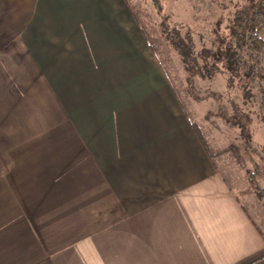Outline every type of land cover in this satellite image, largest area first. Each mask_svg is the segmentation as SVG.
Returning <instances> with one entry per match:
<instances>
[{
    "label": "crops",
    "instance_id": "obj_1",
    "mask_svg": "<svg viewBox=\"0 0 264 264\" xmlns=\"http://www.w3.org/2000/svg\"><path fill=\"white\" fill-rule=\"evenodd\" d=\"M0 264H264L132 0H0Z\"/></svg>",
    "mask_w": 264,
    "mask_h": 264
},
{
    "label": "rangeland",
    "instance_id": "obj_2",
    "mask_svg": "<svg viewBox=\"0 0 264 264\" xmlns=\"http://www.w3.org/2000/svg\"><path fill=\"white\" fill-rule=\"evenodd\" d=\"M239 1L242 0H159L157 4L155 0H132V3L217 167L264 232V79L252 82V94L245 98L238 86L230 85L227 74H217L213 79L190 75L167 39L168 32H164L177 27L184 34L188 27L194 33L197 48L213 46L216 22L224 18L223 32L227 33L228 18L233 16ZM253 61L264 73V54ZM233 103L250 114L248 144L235 125Z\"/></svg>",
    "mask_w": 264,
    "mask_h": 264
},
{
    "label": "trees",
    "instance_id": "obj_3",
    "mask_svg": "<svg viewBox=\"0 0 264 264\" xmlns=\"http://www.w3.org/2000/svg\"><path fill=\"white\" fill-rule=\"evenodd\" d=\"M158 2L155 0V4ZM223 24L224 18L216 22L213 46L203 45L200 48H197L194 33L188 27L184 34L177 27L164 32H168L167 39L181 56L190 75L213 79L217 74H227L230 85L238 86L243 96L249 98L252 94L250 84L257 78L264 79V73L253 61L264 54V0L239 1L233 16L228 18L227 33L223 32ZM233 104L235 125L248 144L251 136L250 114L237 103ZM257 190L262 196L261 188L257 186Z\"/></svg>",
    "mask_w": 264,
    "mask_h": 264
}]
</instances>
